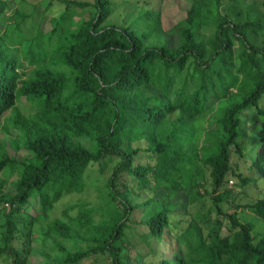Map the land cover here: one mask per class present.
Returning a JSON list of instances; mask_svg holds the SVG:
<instances>
[{"label":"trees","instance_id":"1","mask_svg":"<svg viewBox=\"0 0 264 264\" xmlns=\"http://www.w3.org/2000/svg\"><path fill=\"white\" fill-rule=\"evenodd\" d=\"M187 1L186 18L167 32L156 11H144L127 26L109 24L110 0H94L95 15L70 23L71 8L92 4L64 1L66 12L53 20L42 48L48 53L33 61L39 66L28 79L0 50V134L14 129L18 148L29 153L24 160L0 157V174H18L14 192L0 197L6 217L0 259L27 264L37 217L49 219L64 197L85 193L89 168L109 162L112 175L100 190L101 203L69 206L63 212L68 220L48 223L45 241L58 251L51 264L92 258L105 264H264V234L254 235V225L239 216L250 209L264 220V198L236 204L232 212L224 207L231 179L242 187L251 181L233 164L232 152L246 155L239 145L242 114L252 109L262 126L248 152L249 169L264 178V0L247 7L244 0ZM12 4L0 0V19ZM212 23L214 35L200 38L201 28ZM21 98L34 112L17 109ZM215 107L206 140L192 148L194 123ZM7 112L13 115L4 121ZM204 166L211 170L213 204L195 212L190 207L209 193L201 192ZM184 188L186 204L175 201ZM177 209L189 220L175 221ZM134 225L145 231L140 246L126 254Z\"/></svg>","mask_w":264,"mask_h":264},{"label":"rangeland","instance_id":"2","mask_svg":"<svg viewBox=\"0 0 264 264\" xmlns=\"http://www.w3.org/2000/svg\"><path fill=\"white\" fill-rule=\"evenodd\" d=\"M64 1L68 0H12V5L7 12L0 19V50H5L10 56L17 60L19 71L25 74L23 79H28L39 65L33 63L37 58H41L48 53L43 47L48 43V34L53 30V20L60 18L66 12V4ZM82 2H90L92 5L86 9L71 8L72 19L70 23L78 24L83 20L90 19L97 9L94 5V0H77ZM113 3V15L109 19V24H117L120 26H127L134 22L137 17L144 11H156L159 12L162 19V26L165 32L175 27L180 21L184 20L191 7L190 2L187 0H110ZM222 4H228V0H221ZM246 7L254 3L256 0H244ZM258 8L257 6H255ZM213 13L210 20H214L217 16L216 7L212 9ZM221 13H225V9L222 7ZM261 10V8H260ZM215 27L212 24L205 25L201 28L199 33L200 38L205 40L214 35ZM56 42L54 41L53 44ZM42 50V51H41ZM45 63L46 61H42ZM50 62V61H49ZM42 65V64H41ZM47 65H49L47 63ZM227 102H222L219 106H225ZM262 105L264 108V97L262 99ZM218 107H215L208 115L194 123V134L192 137H188V145L192 148L201 147L206 140V132L210 130L209 119L211 114L216 112ZM17 109L22 114L29 115L34 112V107L27 102L26 98H21L18 102ZM13 115V112H7L4 115V121L9 119ZM243 128L242 138L239 141V145L242 147L244 154L243 158L235 152H232L233 164H238L242 168L244 176L251 181L245 186H240V182L233 178L228 182L226 190L230 191V196L227 201L224 202L226 211L235 210L236 204L246 205L248 203H254L264 198V178L260 177L256 172H252L249 168L251 165V157L248 156V152L257 143V133L262 126V121L257 110L252 109L242 114ZM4 123V122H3ZM8 131L0 134V157L2 154L7 153L11 157L24 160L29 157V153L21 148H18L16 141L20 139V135L12 128H8ZM187 145V146H188ZM113 164V163H112ZM112 164L104 162V169L101 164L92 165L86 175L87 191L82 194H72L64 197L60 202L55 205L53 212L50 214L49 219L44 216L37 217L33 224V236L31 244V254L28 257L27 264H51L56 259L58 260V251L54 243L49 240L45 241L44 235L48 230V223L55 219L68 220L63 216V212L66 208L72 205L88 204L89 207H95L101 203L100 190L105 187L108 179L112 175ZM205 181L202 188V195L199 202L190 207L191 211L199 209L201 206L205 207V211L212 207L213 199L210 196L213 191V182L210 176V168L204 166ZM7 178V179H6ZM4 177L0 174V180H6L5 184L0 187V197L10 195L14 192V183L18 179V174L14 173L9 177ZM187 191L182 190L176 197V202H183L186 204ZM165 195V191H159L157 197ZM34 204V197L31 200ZM203 204V205H202ZM189 210V211H190ZM80 211V208L70 212L71 217H76ZM174 220L183 219L189 220L190 216L184 215L183 210L177 209ZM230 211V212H232ZM196 212V211H195ZM29 213L32 216H37V210L31 208ZM215 216V215H214ZM239 216L243 223H251L254 225V235L264 234V220L259 218L250 209H242L239 212ZM6 217L5 214L0 212V244L2 243L1 236L5 231ZM145 227L141 225H134L129 231V238L127 240L126 254L130 253L133 245L140 246L141 235L144 233ZM228 228L225 225L223 229V235H227ZM70 247L69 244H65ZM0 264H10L5 258L0 259ZM82 264H105L103 259H88Z\"/></svg>","mask_w":264,"mask_h":264}]
</instances>
